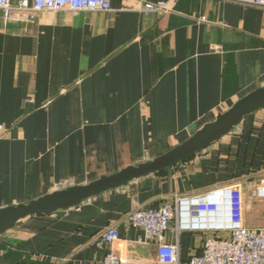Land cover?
Returning a JSON list of instances; mask_svg holds the SVG:
<instances>
[{
	"label": "crops",
	"instance_id": "obj_1",
	"mask_svg": "<svg viewBox=\"0 0 264 264\" xmlns=\"http://www.w3.org/2000/svg\"><path fill=\"white\" fill-rule=\"evenodd\" d=\"M110 6L41 12L29 24L0 14V210L152 161L264 87V10L218 0H176L164 15L131 0ZM262 174L264 109L183 164L20 220L0 236V264H102L110 250L158 264L125 215L224 185L242 186L244 225L263 228L264 200L253 198ZM112 225L117 242L91 243ZM201 249V234H180V264Z\"/></svg>",
	"mask_w": 264,
	"mask_h": 264
},
{
	"label": "built area",
	"instance_id": "obj_2",
	"mask_svg": "<svg viewBox=\"0 0 264 264\" xmlns=\"http://www.w3.org/2000/svg\"><path fill=\"white\" fill-rule=\"evenodd\" d=\"M143 14L164 15L176 0L150 2L131 0ZM264 10V0H218ZM109 12L110 0H0L4 24H29L41 12ZM6 130L0 123V140ZM253 198L264 200V174L258 179ZM245 201L240 184L224 185L198 194L177 195L157 208L137 207L124 220L142 232L140 241L156 248L158 264H180L179 236L202 235L200 255L184 264H264V227L244 225ZM172 239V242L168 241ZM118 241L115 226H108L92 239V244L111 246ZM102 264H144L123 260L109 251Z\"/></svg>",
	"mask_w": 264,
	"mask_h": 264
},
{
	"label": "water",
	"instance_id": "obj_3",
	"mask_svg": "<svg viewBox=\"0 0 264 264\" xmlns=\"http://www.w3.org/2000/svg\"><path fill=\"white\" fill-rule=\"evenodd\" d=\"M261 109H264V87L239 99L230 109L218 114L213 122L205 124L182 144L152 161L124 168L86 185L54 191L27 204L1 209L0 236L25 218L49 216L59 211H66L100 194L126 187L135 180L183 164L230 133L246 116Z\"/></svg>",
	"mask_w": 264,
	"mask_h": 264
}]
</instances>
